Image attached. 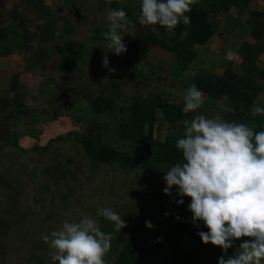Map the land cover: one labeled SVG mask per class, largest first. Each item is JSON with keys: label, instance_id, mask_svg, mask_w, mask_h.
Instances as JSON below:
<instances>
[{"label": "rangeland", "instance_id": "1", "mask_svg": "<svg viewBox=\"0 0 264 264\" xmlns=\"http://www.w3.org/2000/svg\"><path fill=\"white\" fill-rule=\"evenodd\" d=\"M39 1L0 0V16L12 18L21 27L20 32L10 20L7 24L14 25L23 36L21 39L13 34L12 39L22 48L21 54L34 63L38 59L39 65L47 61L39 69L30 68L33 76L25 77V84L21 83L23 75L18 76V87L14 90L26 94L25 104L30 106V115H16L9 120L8 111L12 106L2 105L5 99L14 98L0 97V120L3 121H0V141L4 144L0 145V150L4 147L12 151L7 154L4 171H0V264H52L49 246L42 236L59 230L66 220L79 222L83 217L95 219L101 230L109 228L113 237L111 247L114 240L122 247L121 240L127 237L130 227L138 226L145 215L153 213L167 186L163 180L151 178L141 170L95 164L77 138L97 121L100 126L97 134L103 141L132 151L134 145L116 135L120 118L130 117L132 97L138 93L147 97L163 92L171 101L177 100L172 76L165 67L159 66L155 52L149 50L150 36L154 32L139 24L140 0H125L130 4L132 17L129 20L135 27L130 25L128 31L122 33L127 51L119 56L111 52L103 37L107 31L105 13L111 8L108 0ZM254 3L255 8H260L262 1ZM7 7L12 8V13ZM226 17L222 28L230 29L235 41H223H234L225 46L233 50L234 57V51L246 40L251 27L242 26L232 16ZM80 42L86 45L80 58L75 56L69 59L71 62L67 61L71 50L68 43ZM136 48L138 57L134 56ZM105 56L108 68L102 64ZM207 60L197 59L190 69L198 68L206 79L210 77L208 80L213 81L214 73L207 75L204 71L207 66L213 69L204 63ZM197 62L200 65L197 66ZM65 64L69 65L67 69L59 67ZM214 64L220 68L225 61ZM68 91L73 93L65 96ZM99 93L114 101V111L103 115L93 112L86 97ZM69 110H74V115L69 116ZM178 130L184 131L182 123L175 129L171 124H161L157 138L164 141L168 134ZM70 132L72 134L64 141L48 146L51 139L63 138ZM170 165V162L162 163L157 171L165 174ZM172 189L178 191L175 186ZM99 208L118 212L126 227L120 233L115 231L112 222L97 216ZM152 217L151 222L156 224L157 216L152 214Z\"/></svg>", "mask_w": 264, "mask_h": 264}, {"label": "trees", "instance_id": "2", "mask_svg": "<svg viewBox=\"0 0 264 264\" xmlns=\"http://www.w3.org/2000/svg\"><path fill=\"white\" fill-rule=\"evenodd\" d=\"M259 1H262V4H259L260 8L253 6L255 0H200L188 13L191 18L189 25L180 24L174 30L175 36H169L165 28L158 26L156 32L150 36L152 43L149 46V50L154 51L159 58V66L165 67L167 73L172 76L174 81L172 85L176 87V80L186 78L191 64L199 59L196 46L205 47L218 34L224 40H234L235 36L230 29L222 28L225 15L238 19L242 26L249 25L251 30L248 37L237 48L235 59L226 65L224 73L216 76L213 81L208 80L210 77L206 79V76L202 75L197 78L196 86L206 97L202 110L211 116L219 115L229 122L246 123L257 132L264 131V116H253L252 113L254 104L264 106V0ZM110 5L111 9L122 7L128 19H131L130 4L125 3V0H111ZM182 32L187 33L183 39L180 38ZM13 34H18L22 39L14 25L0 27V45H4V48L0 46V57L12 55L20 49L19 44L16 45L17 43L12 40ZM68 44L71 50L67 61L75 56L80 58V54L85 50V43ZM134 54L138 57L137 48ZM196 65L200 63L197 62ZM68 66L65 64L59 67L67 69ZM238 66L240 67L237 68ZM205 72L209 75L207 71ZM19 79L18 76L14 77L12 88L18 87ZM70 93L73 92L68 91L65 96H69ZM174 95L177 97L174 101L163 92L152 93L147 97L138 93L132 97L129 119L120 118L116 128V135L120 139L134 145L132 151L119 149L103 141L102 136L97 134L99 123L93 121L91 128L77 137L84 152L97 165H118L126 170H141L151 178L163 180L164 174L157 171L159 165L166 162L174 165L183 161L182 152L175 145L179 138H183L184 131L170 133L161 141L157 138L161 124H171L175 129L185 119L190 120L196 115L183 112L182 93L178 91ZM179 96L181 98L178 100ZM86 98L97 115L115 110L114 101L105 98L103 93L87 95ZM62 99L57 101L60 102ZM218 101L235 108V111L231 113L221 111ZM7 106H12L8 111L10 114L8 118L30 114V107L15 99H5L2 107ZM68 112L69 116L74 115V110ZM70 134L72 133L63 138L57 136L51 139L48 146L54 142L64 141ZM171 193L172 197L163 194L153 213L145 215L138 226L130 227L127 237L121 240L122 247L114 240V245L104 257L105 264H219L222 256L225 259L233 256L239 250V245L250 239L241 238L234 241L233 247L227 250L226 255L219 247L210 243L205 245L197 233L207 232L208 229L204 227L202 221L197 225L191 223L192 214L188 211L190 198L183 197V204H179L177 201L180 198L175 200L178 196L177 191L172 189ZM152 214L157 216L156 224L151 222ZM146 221L153 225L151 229L146 227ZM102 231L110 233L109 228ZM261 264H264V261Z\"/></svg>", "mask_w": 264, "mask_h": 264}, {"label": "clouds", "instance_id": "3", "mask_svg": "<svg viewBox=\"0 0 264 264\" xmlns=\"http://www.w3.org/2000/svg\"><path fill=\"white\" fill-rule=\"evenodd\" d=\"M200 0H140L139 24L166 29L175 36V29L191 23L188 13ZM111 3V0H108ZM107 31L103 33L108 48L114 55L126 53L123 34L131 21L121 7L105 13ZM135 27V25H131ZM186 32L180 34L183 39ZM233 53L226 54L231 60ZM102 64L108 68L104 57ZM115 71L114 69H109ZM183 112L197 113L204 104V93L191 84L182 92ZM221 111L231 113L235 108L218 101ZM253 116H264V106L254 104ZM183 138L176 141L183 161L170 165L163 180L165 195L175 186L177 201L183 197L191 203V223L202 221L207 232L200 231L201 241L221 248L225 255L234 241L244 240L233 256L219 259V264H261L264 261V131L243 122H229L219 115L207 117L196 114L183 122ZM167 215V213H166ZM97 216L114 224L115 231L126 227L124 220L112 208L97 209ZM178 219V217H177ZM146 227L153 225L146 221ZM112 234L104 232L95 219L83 217L79 222L64 221L59 230L43 235L49 246L52 264H105L111 248Z\"/></svg>", "mask_w": 264, "mask_h": 264}, {"label": "crops", "instance_id": "4", "mask_svg": "<svg viewBox=\"0 0 264 264\" xmlns=\"http://www.w3.org/2000/svg\"><path fill=\"white\" fill-rule=\"evenodd\" d=\"M3 8H5V7H2V9ZM7 8H9L10 12L12 13V8L11 7H7ZM11 19L12 18L8 19L6 16L5 17L4 16H0V27L6 26L9 23V20L11 22H13V24L15 25L16 23L13 20H11ZM17 26L19 27V30H20L21 27L19 25H17ZM20 32H21V30H20ZM22 38H23V36H22ZM223 40L224 39L218 34L217 36H214L210 40L211 42L209 41L205 47H198V46L195 47V50L198 52L199 59H203V61L205 59H208L204 63L210 64L211 67H213V69H212V68L207 66L206 70H204V71H207L208 73L211 72V74L214 73L215 76H221L224 73V69H225L226 65L230 61H232L233 58L236 56V53H235L236 51H234V53H235L234 57L231 60L226 59V54L229 53V52L233 53V50L230 49V48H229L230 49L229 50L225 46H227V44L229 42L233 43L235 40L233 42L227 41L225 43H224ZM19 50H20V52L16 51L12 55L0 57V97L4 98L5 96H8L9 98L12 97L14 99L17 97L16 99H17L18 102L23 103L24 105H26L25 104L26 103V101H25L26 94L22 93L18 89H17L18 91L14 90V88H12V86H11L12 85V80H13V78L15 76H19L21 74V75H23V78H21V83L25 84V82L23 81L24 78L25 77H29L28 76L29 74L31 75V77L33 76L32 75L33 71L31 69H39V66L41 65V67H43V64H45L47 61H45V63L40 64V65H39V61H38L37 58H36L37 59L36 63H34V61H31V60L28 61L26 56L21 54V52H23L21 47H20ZM20 57H22L23 59H21ZM221 60L225 61V64H221V67L218 68L214 64V62L215 61L220 62ZM198 70H199L198 68L190 69L188 71V76L186 78H182V79H177L176 80V87H175L176 88V93L178 91L180 93H182L183 90L187 89L193 83H195V85H196L197 78L202 76V72H200ZM8 81H9V84H8ZM8 85H10V86H8ZM204 98H206V97H204ZM26 106H28V105H26ZM196 114H203V115H205L207 117H213L210 114H208L207 112H204V110H202V109H199ZM28 115H30V114H28ZM7 117H9V116H7ZM8 119L11 120V118H8ZM1 122H3V121H1ZM19 137H22V136H19ZM0 138H1V136H0ZM2 143H3V141H0V145L1 146L4 145ZM9 149L10 148L4 149V147H3L0 150V171H4V169H5L4 166L7 164V162L5 164H4V162L6 160H8L7 154L10 155L12 153V151H9Z\"/></svg>", "mask_w": 264, "mask_h": 264}]
</instances>
